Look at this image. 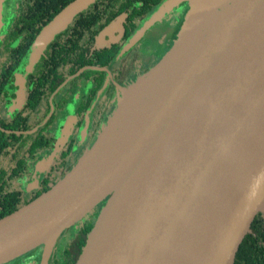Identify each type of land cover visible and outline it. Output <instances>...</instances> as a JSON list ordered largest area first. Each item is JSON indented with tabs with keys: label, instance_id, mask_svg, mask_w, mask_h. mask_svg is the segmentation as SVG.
Segmentation results:
<instances>
[{
	"label": "water",
	"instance_id": "obj_1",
	"mask_svg": "<svg viewBox=\"0 0 264 264\" xmlns=\"http://www.w3.org/2000/svg\"><path fill=\"white\" fill-rule=\"evenodd\" d=\"M184 2L191 21L91 146L0 217V264L40 244L45 264L102 200L73 264H232L264 211V0H161L128 45ZM124 15L95 41H115Z\"/></svg>",
	"mask_w": 264,
	"mask_h": 264
},
{
	"label": "flooded vegetation",
	"instance_id": "obj_2",
	"mask_svg": "<svg viewBox=\"0 0 264 264\" xmlns=\"http://www.w3.org/2000/svg\"><path fill=\"white\" fill-rule=\"evenodd\" d=\"M18 2L4 0L1 8L0 160L4 163L0 194L29 201L74 165L94 142L123 92L172 47L188 5L174 7L128 45L150 13L142 21L135 17L137 26L126 37L125 11L112 15L91 35V25L97 27L103 19H90L89 4L63 18L67 21L63 27L45 35L43 28L64 7L38 29L11 28ZM121 12L125 13L123 32L113 35L115 41L105 35L96 42L100 30ZM111 46H116L114 53L107 50ZM102 203L61 231L45 264H62L74 252L82 224L94 222ZM43 253L40 244L2 264H41Z\"/></svg>",
	"mask_w": 264,
	"mask_h": 264
},
{
	"label": "trees",
	"instance_id": "obj_3",
	"mask_svg": "<svg viewBox=\"0 0 264 264\" xmlns=\"http://www.w3.org/2000/svg\"><path fill=\"white\" fill-rule=\"evenodd\" d=\"M69 1L72 0H19L9 27L17 28L24 25L25 27L30 26L38 29L47 23ZM160 1L161 0H94L96 4L92 2L93 4H90L87 9V11L90 12V19L96 20L101 18L103 21L100 22L97 27L91 25L90 34L92 35L95 29L107 22L112 15L120 11H125L128 15V30L125 35L126 37L137 26V24L133 23V19L137 17L139 21H142L147 14L153 11ZM9 30L12 34L15 33L14 30ZM114 47L116 46H111L107 50L114 53ZM3 163L4 162L0 160V180L2 175L1 172L3 171ZM34 197L36 196H33V198ZM26 202H28L26 199L20 201L14 194H0V217ZM92 223L93 222H85L82 224L81 235L78 236L75 242V250L66 260H61L62 264H73L80 246L84 241V232L86 233ZM232 264H264V214L262 212H257L255 214L248 231L244 234L239 243Z\"/></svg>",
	"mask_w": 264,
	"mask_h": 264
},
{
	"label": "rangeland",
	"instance_id": "obj_4",
	"mask_svg": "<svg viewBox=\"0 0 264 264\" xmlns=\"http://www.w3.org/2000/svg\"><path fill=\"white\" fill-rule=\"evenodd\" d=\"M94 0H72L69 2L66 6H64L63 10L57 14V17H53V21L46 27L43 28V33L47 35V33H52L63 27L67 21L64 20L63 18H69L73 13L86 8L89 4H91ZM186 4V2L182 3ZM187 5V4H186ZM186 10V9H185ZM185 11H183V14L181 16H184ZM183 18V17H182ZM191 21V18L183 19L181 25H184L185 23H189ZM130 40L128 41L129 44ZM138 79L140 76L137 77ZM114 112V111H113ZM259 212H262L264 214V211L261 210ZM65 234V232L62 234V236Z\"/></svg>",
	"mask_w": 264,
	"mask_h": 264
}]
</instances>
